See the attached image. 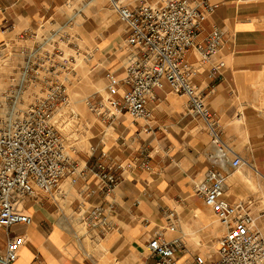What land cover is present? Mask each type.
<instances>
[{
    "label": "crops",
    "instance_id": "1",
    "mask_svg": "<svg viewBox=\"0 0 264 264\" xmlns=\"http://www.w3.org/2000/svg\"><path fill=\"white\" fill-rule=\"evenodd\" d=\"M124 1L134 6L138 0ZM209 2L216 7L201 24L196 42L212 27L222 29L223 46L218 57L225 67L222 77L213 78L212 64L202 62L197 52L190 50L187 60L195 69L194 83L218 119L222 140L246 164L262 167L264 0ZM67 3L68 0H0V48L9 42L17 46L26 30L48 22L63 23L68 18L63 14ZM119 24L124 51L121 58L113 54L104 77L108 71L118 78L124 76L128 49L126 32L120 21ZM101 49L106 53L115 46L98 45V53ZM187 104L186 96L173 93L168 82L163 81L147 104L149 119H133L124 113L107 126V121L98 117L101 140L91 147V154L82 159L81 165L121 163L123 172L117 186L104 197L97 176L77 177L75 181L65 176L53 192L23 201L22 212L32 221L0 228V252L11 236L18 235L23 245L14 264H157L156 258L146 252V245L155 230L166 226L168 210H174L180 221L175 232L165 231L164 237L169 241L179 239L185 247L174 264H193V255L199 254L197 247L215 242L218 245L224 228L215 224L214 214L194 192V183L210 166L211 145L203 121L188 112ZM108 127L113 128V135L108 134ZM230 170L227 168V178ZM110 203L113 208L108 211V231L103 235L89 231V239L80 234V204L81 209L89 210L97 205L107 208ZM215 257L216 251L212 261Z\"/></svg>",
    "mask_w": 264,
    "mask_h": 264
},
{
    "label": "built area",
    "instance_id": "2",
    "mask_svg": "<svg viewBox=\"0 0 264 264\" xmlns=\"http://www.w3.org/2000/svg\"><path fill=\"white\" fill-rule=\"evenodd\" d=\"M107 2L124 27L128 54L122 78L106 72L108 98L92 106L94 112L109 123L124 113L133 119H149L147 104L163 81L173 93L186 96L188 112L203 121L211 145L210 166L194 183V192L224 228L211 264H264V234L256 226L251 203H231L225 196L227 168L237 169L246 162L222 140L218 119L195 86V69L187 60L188 52L195 50L202 62L212 64L211 77H222L225 62L218 54L224 31L214 26L196 42L201 24L216 5L209 0H138L134 6L124 0ZM30 33L36 38L35 32ZM25 36L24 31L17 46L9 42L0 48V65L8 60L16 71L8 75L6 85L0 86V228L30 224L31 217L21 209L23 201L53 192L65 176L73 181L97 176L105 197L117 186L123 172L118 162L81 165L70 157L63 126L60 129L55 118L57 110L69 103L68 89L57 72L69 70L74 59L64 57L57 49L59 62H51L52 53L38 40L27 44ZM28 96L31 102H27ZM81 205L77 210L79 224L99 235L107 232L108 211L113 204L89 210L81 209ZM165 219L166 226L154 231L146 247L157 264H174L185 247L179 239L166 240L164 232H175L180 220L174 210H168ZM22 245V236H11L0 252V264H14ZM192 259L193 264H206L200 254Z\"/></svg>",
    "mask_w": 264,
    "mask_h": 264
},
{
    "label": "rangeland",
    "instance_id": "3",
    "mask_svg": "<svg viewBox=\"0 0 264 264\" xmlns=\"http://www.w3.org/2000/svg\"><path fill=\"white\" fill-rule=\"evenodd\" d=\"M64 13L68 18L63 23L48 22L37 29L26 30L25 39L27 44L33 40L42 43V47L53 55L51 62H59L61 56L56 53L57 49L64 57L72 56L74 59L69 70L57 72L58 79L68 89L69 103L58 109L55 121L60 129L63 126L62 134L68 154L81 164L82 159L91 154V147L98 139L101 140V122L92 106L107 98V80L104 73L109 70L107 66L113 54L120 58L122 56V28L117 16L110 10L107 0H68L63 8ZM30 32H35L36 38L35 35L32 38L33 34ZM106 43L114 44L116 50H108L105 53L101 49L102 52L98 53V45L103 46ZM12 73H16L13 64L8 60L2 61L0 86L6 85L8 75ZM44 74L42 72V75ZM26 100L31 102L32 97L28 96ZM106 125L110 126L109 122ZM106 125L102 124L103 127ZM108 134L113 135V128L108 127ZM226 183V198L231 203L250 202L256 226L264 234V166L243 164L229 171ZM213 220L215 224H219L215 215ZM78 230L89 239V231L85 226L80 224ZM217 246L215 242L196 249L206 258V264H210Z\"/></svg>",
    "mask_w": 264,
    "mask_h": 264
},
{
    "label": "bare ground",
    "instance_id": "4",
    "mask_svg": "<svg viewBox=\"0 0 264 264\" xmlns=\"http://www.w3.org/2000/svg\"><path fill=\"white\" fill-rule=\"evenodd\" d=\"M108 98V95L106 96ZM107 98H105V100H107ZM62 108V107H61ZM58 111V110H57ZM127 114V113H125ZM61 115V114H60ZM129 115V114H128ZM57 116V115H56ZM130 116V115H129ZM131 117V116H130ZM58 118V117H57ZM56 119V118H55ZM59 119V118H58ZM58 122V121H57ZM226 194V193H225Z\"/></svg>",
    "mask_w": 264,
    "mask_h": 264
}]
</instances>
